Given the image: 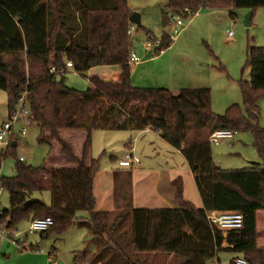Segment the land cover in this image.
Returning a JSON list of instances; mask_svg holds the SVG:
<instances>
[{"label": "trees", "instance_id": "1", "mask_svg": "<svg viewBox=\"0 0 264 264\" xmlns=\"http://www.w3.org/2000/svg\"><path fill=\"white\" fill-rule=\"evenodd\" d=\"M167 6V16L188 17L201 7L254 13L264 7V0H168ZM131 14L127 0H0V89L7 91L11 110L27 90L31 122L40 128L38 142L53 146L57 141L64 157L76 164L34 166L19 158L15 175L1 178L9 206L0 211V224L12 229L23 220L51 216L54 225L42 233L60 234L76 223L79 212H88L89 218L80 222L92 231L96 251L76 250L75 264H159L168 258L171 264H207L214 257L219 260L220 251L236 252L250 264H264L257 219L258 212L264 211V127L259 124L264 46L247 48L251 80L240 83L244 108L233 103L218 114L212 109L209 87H184L175 93L166 87L132 83ZM147 35L153 37L152 32ZM67 60L81 73L100 65H119L121 73L118 80L110 81L91 75V87L79 90L65 83V74L50 72L52 65ZM148 128L184 155L202 207L186 200L183 185L176 182L179 207H130L132 238L126 246L120 232L123 214L110 221V211L96 209L94 182L100 158L89 157L92 134ZM221 128L251 130L262 164L222 168L210 142L211 134ZM65 130L85 132L81 156L62 137ZM12 143L0 152V168L17 146ZM43 191L51 193L50 205L33 198ZM214 210L241 212L243 227L221 230L208 218ZM224 240L229 247H221Z\"/></svg>", "mask_w": 264, "mask_h": 264}, {"label": "rangeland", "instance_id": "2", "mask_svg": "<svg viewBox=\"0 0 264 264\" xmlns=\"http://www.w3.org/2000/svg\"><path fill=\"white\" fill-rule=\"evenodd\" d=\"M127 3L133 12L140 13L142 24L140 27L133 25L131 28L132 50L137 52L142 59L148 58L146 57L147 52L151 51L146 46L149 41L148 30L164 41L163 48L165 49L161 55L163 59H161L160 67L156 68V63L146 64L144 71L136 74L137 77H147L148 82L146 79L143 82L134 79V85L141 87L143 83V86H146V83H154L158 77L160 81L168 80L173 87L172 90L177 93L179 87L199 84V86L211 89L212 109L216 113L224 114L233 103H238L244 108L240 83L243 80L248 82L251 80V69L247 57L248 46L250 44L264 46V7L255 10L249 26L245 24L248 12L245 9L201 7L198 14L183 18L185 28L176 39H172L170 31L173 13L167 16L168 0H127ZM230 12H235L236 15L232 17ZM229 31H232L230 39ZM167 41L171 44L169 47ZM147 69H149V75L145 71ZM119 70L120 68L115 65H100L83 73L69 70L64 76L65 83L72 88L86 90L91 87L89 81L91 75H112ZM162 75H165V78L162 79ZM261 94L259 124L264 127V90ZM10 112L8 93L0 89V133L4 123L10 122ZM24 125V121L16 122L14 124L15 133L18 134ZM234 132L233 139L224 140L220 144L212 143L213 156L219 161L218 164L227 169L250 167L254 162L262 164L263 160L254 145L252 131L243 129L234 130ZM39 135V126L30 123L27 126L26 135L17 138V146L13 153L3 160L0 168L1 178L15 175L16 163L20 157H24L28 165H49L51 161L60 165L59 167L66 165L65 162L68 161L63 158V154H60L59 144L53 143L51 146L47 142L39 143ZM64 136L65 140L72 144L75 153L80 155L82 133L71 130L65 132ZM129 139L132 140L134 152L141 162L128 167H119V160L130 151V146L127 144ZM7 141L8 138L0 142V152L6 149ZM153 148L160 149L162 155L151 158L154 155L151 153ZM90 150L94 158H100V169L96 180L99 207L105 205L112 208V205L115 206L114 210H106L110 211V221H113L118 214H123L124 221L120 232L123 243L127 246L132 238L131 206L135 204V208H174L168 201H158L153 191L154 176L157 170L167 168L164 158L167 153L175 157L177 163L186 164L185 173L189 172V165L181 152L157 137L155 133H148L143 137L142 131L95 130ZM172 164L179 166L173 160ZM144 165L150 168L142 169ZM117 169L121 171H114ZM112 171H114L113 174ZM148 174L151 176V181L148 185H144L142 182ZM185 186L188 188V199L195 201L197 207H202V202L199 200L200 194L193 181L190 184L185 178ZM146 190L149 192L147 193ZM33 198L48 205L51 203V193L48 191L36 192ZM8 206L9 193L3 190L0 198V211ZM87 214L84 211L79 212L76 223L60 234L52 232L42 235L41 232H36L26 236L25 232L29 228L30 220L21 221L17 228H12L13 236L27 237L26 245L32 246L29 249L19 250L10 244L8 237L2 238L0 240V264H53L54 262L75 264L73 259L76 250L96 251V239L92 231L80 222ZM258 226L260 227L259 243L261 247H264V212L260 213ZM142 255L138 256L141 261ZM218 257V264H231V261L239 255L232 251H220ZM161 260L159 264L172 263V258H168L166 262ZM207 264H213V262L209 260Z\"/></svg>", "mask_w": 264, "mask_h": 264}, {"label": "built area", "instance_id": "3", "mask_svg": "<svg viewBox=\"0 0 264 264\" xmlns=\"http://www.w3.org/2000/svg\"><path fill=\"white\" fill-rule=\"evenodd\" d=\"M186 12H189V9H185ZM198 14V10L194 13L189 12V15H196ZM172 24H171V31H170V37L172 39H176L180 32L185 28V21L183 20V16L180 14H172ZM232 36V31L228 32L229 39ZM163 40L160 38L151 37L149 38V41L147 42L146 46L150 49L154 50V52L161 53L163 52ZM162 46V47H161ZM140 57L138 54L131 50L129 55V63L134 64L140 61ZM69 70H74V64L72 60H67L64 65L56 66L52 65L50 67V72L52 74H66L69 72ZM19 121H24L25 125L23 128H21L20 132L17 134L14 131V124ZM32 123L31 122V107L28 100V91L25 90L17 104L16 107L11 110L10 112V122L4 123L2 126V131L0 133V142L4 141L6 138H8L7 141V147L10 144V142L15 141L14 138H18L19 136H25L27 132V126ZM234 130L227 129V128H221L215 130L211 136H210V142L215 144H220L224 140H231L234 138ZM20 160H25L24 157H20ZM140 159L137 157V155L134 152V149L130 147V151L126 153L125 157L119 160V164L121 166H132L135 163H140ZM3 186L1 182L0 177V197L3 193ZM208 218L211 220L213 224H215L218 228H220L223 231H229L232 229H240L243 227L244 218L241 212L239 211H211L208 213ZM52 225H54V220L51 216H45V217H38L30 220L29 228L26 230L25 235L28 236L29 234H34L36 232H42L48 230ZM14 232L12 229H8L6 226H1L0 224V240L4 237H8L10 241L19 247H22L24 249H29L31 246L26 245L27 237L21 238L17 236H13ZM230 244L228 241L224 240L221 247H229ZM217 249V248H216ZM213 264H218L217 261L218 258L214 257L211 259ZM235 264H250L245 258L243 257H236L234 258ZM53 264H57L54 262ZM77 264H82V262H77Z\"/></svg>", "mask_w": 264, "mask_h": 264}, {"label": "crops", "instance_id": "4", "mask_svg": "<svg viewBox=\"0 0 264 264\" xmlns=\"http://www.w3.org/2000/svg\"><path fill=\"white\" fill-rule=\"evenodd\" d=\"M212 9H217V8H212ZM220 9V8H219ZM133 12V11H132ZM254 14V13H253ZM135 25V24H132V26ZM149 31V30H148ZM153 37L155 38H159L157 37L156 35H153ZM161 39V38H160ZM162 40V39H161ZM164 43V42H163ZM163 45V44H162ZM162 47V46H161ZM165 49H163V52L161 53H157V52H154V50L151 49V51L147 52V55L146 57L148 58H145V59H142V57H139L141 58L139 62L137 63H134V64H131V81L132 83L135 84V81L134 79H138V80H141L143 82V80H145L146 78L145 77H142V76H139L137 77L136 74L138 72H143L144 71V66L146 64H154L156 63V68L157 67H160V63H162L161 59H163L161 56L163 53H164ZM137 53V52H136ZM146 54V53H145ZM142 56V55H141ZM105 66H108V65H105ZM115 66H118L120 68L119 65H115ZM94 68V67H93ZM143 70V71H142ZM147 71V75H149V69L145 70ZM121 73V68L119 71H116V73L112 74V75H104V74H101V75H98L100 76L103 80L105 79H110V80H118L119 78V75ZM157 77V76H156ZM162 79L165 78V75H162L161 77ZM147 80V79H146ZM158 80V81H157ZM157 80L154 81V83H146L145 85L146 86H143V83H142V86L141 87H166V88H169L172 90V85H170V82L168 80H161L160 81V78L157 77ZM148 82V80L146 81ZM150 82V81H149ZM147 84H150V85H147ZM136 86H138L136 84ZM184 87H202V86H199V84H193L192 86L191 85H187V86H182V87H179L178 91ZM173 91V90H172ZM177 91V92H178ZM176 92V91H174ZM71 130H65V131H62V137L65 139V136H64V133L65 132H70ZM75 131V130H73ZM128 131V130H126ZM130 131V130H129ZM142 131V136H146L148 135V133H155L157 135V137H160L161 139H163L161 137V135L154 131V130H151V129H144V130H140L139 132ZM76 133L79 132V133H82L83 135V141L85 139V132L83 131H75ZM131 132H134V131H131ZM93 135V134H92ZM151 135V134H150ZM130 140V139H129ZM164 140V139H163ZM83 141H82V144H83ZM132 140L128 141L127 144H129L130 147H132ZM165 141V140H164ZM13 142H16L17 144V141H13ZM53 143H58L57 141H53ZM59 144V143H58ZM170 145V144H169ZM60 146V144H59ZM133 148V147H132ZM176 149V148H175ZM178 150V149H177ZM81 151H82V146H81ZM179 152H181L180 150H178ZM60 152H61V147H60ZM153 153L154 155L151 157V158H156L157 156H161V150L160 149H157V148H153V151L151 152ZM62 154V152L60 153ZM77 155V154H76ZM183 155V154H182ZM77 156H81L80 155H77ZM93 157L92 154H91V150H90V155L89 157ZM184 156V155H183ZM146 158H148V156H145ZM214 157V156H213ZM65 158V157H63ZM124 158V157H123ZM150 158V157H149ZM165 158V164L167 166V168L163 169V170H157V173L156 175L154 176L155 177V180H154V184H153V191L154 193L156 194V197H157V200L158 201H168L170 202L171 206H173L174 208H177L179 207V202L176 198V192H177V185H176V182H180L182 185H183V194H184V198L188 201H191L189 200L188 198V188L185 186V178H187L188 182L191 184V181H193V184L195 185L196 189H197V186H196V182H195V176L189 166V172L188 173H185V163H177V160L175 157L173 156H169V154L167 153V155L164 157ZM68 162H65L66 165L64 166H68V167H74L76 166V164L72 161H69L67 158H65ZM122 159V158H121ZM186 159V158H185ZM215 159V157H214ZM26 160V159H25ZM51 160H52V157H51ZM172 160L174 161V163L176 164H179V166L181 165V167L175 165V164H172ZM54 161V160H53ZM187 161V160H186ZM215 161L218 163L219 161H217L215 159ZM188 163V162H187ZM172 164V165H171ZM189 165V164H188ZM47 166H54V167H59L60 165H57L56 163H51ZM118 166L119 167H126V166H121L118 162ZM146 168H150V167H146V165L142 166V169H146ZM114 171H121L120 169H117V170H114ZM114 171H112V174L114 173ZM98 174L99 172L97 173V176L95 178V182H94V194H95V197H96V209L97 210H114L115 209V206L112 205V208H110V206H105L103 205V207H99L100 203H99V198H98V195H97V191H96V180H97V177H98ZM186 176V177H185ZM145 180L144 182H142V184H146L148 185L150 183V179H151V176H149V174L147 176L144 177ZM147 193L149 192L148 190H146ZM198 191V189H197ZM1 198V197H0ZM199 200L202 202V199L201 197H199ZM175 202V203H174ZM192 203H194L193 201H191ZM195 204V203H194ZM196 205V204H195ZM134 208L136 207L135 204L133 205ZM197 206V205H196ZM261 212H264V211H259L258 214H257V219H259V216H260V213ZM88 213V212H87ZM262 215V214H261ZM85 218L84 220L88 219L89 218V213L84 217ZM4 224V225H3ZM6 223H2L1 226H5ZM17 228V227H16ZM260 227L258 226V232L260 231L259 230ZM42 233V232H41ZM35 234V233H34ZM42 235H44L42 233ZM258 239H259V234H258ZM260 240V239H259ZM26 243H27V240H26ZM11 245L15 246L17 249L19 250H23L24 248L22 247H19L17 245H14L12 242L10 243ZM261 245V244H260ZM32 246V245H31Z\"/></svg>", "mask_w": 264, "mask_h": 264}, {"label": "water", "instance_id": "5", "mask_svg": "<svg viewBox=\"0 0 264 264\" xmlns=\"http://www.w3.org/2000/svg\"><path fill=\"white\" fill-rule=\"evenodd\" d=\"M252 15H253V10H248L246 17H245V24L248 26L251 24ZM129 21L132 24L137 25L138 27H140L142 25L141 24V15L138 12H132V14L129 17ZM105 81H110V79H105ZM12 144L16 145V142H13Z\"/></svg>", "mask_w": 264, "mask_h": 264}]
</instances>
